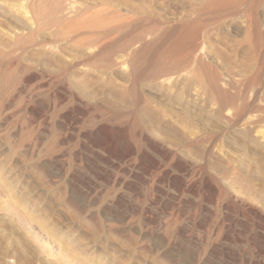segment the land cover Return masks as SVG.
Returning a JSON list of instances; mask_svg holds the SVG:
<instances>
[{"label":"rangeland","instance_id":"1","mask_svg":"<svg viewBox=\"0 0 264 264\" xmlns=\"http://www.w3.org/2000/svg\"><path fill=\"white\" fill-rule=\"evenodd\" d=\"M3 3L0 264H264V0Z\"/></svg>","mask_w":264,"mask_h":264},{"label":"bare ground","instance_id":"2","mask_svg":"<svg viewBox=\"0 0 264 264\" xmlns=\"http://www.w3.org/2000/svg\"><path fill=\"white\" fill-rule=\"evenodd\" d=\"M13 1V0H12ZM34 1L35 0H22V3H20V4H18V5H12V4H9V3H3V6H1V10H2V12L6 15V16H9V17H11V18H13V19H15L16 21H18L19 23H21V24H19V25H21V26H23L22 27V29H21V32H32V31H35V29H36V27H37V20L39 19H41L39 16H37V17H39L38 19H37V17L35 18V15L33 14V12H31V11H29V9H28V5H31V4H33L34 3ZM200 1H205V0H200ZM211 1V0H210ZM213 2H218V0L217 1H215V0H213ZM11 3V2H10ZM89 4H91V3H89ZM35 5V4H34ZM36 5H37V3H36ZM82 5V4H81ZM80 5V6H81ZM83 6V5H82ZM114 6V5H113ZM88 7H89V5H88ZM88 7H86V8H83L82 10H78V11H74L73 10V7H71V6H69L68 8H64L65 9V12L64 13H62L60 16H59V19H62V20H66V19H69V18H72V17H75L76 18V15H79V14H84V13H86L87 12V10L89 9ZM112 7V6H111ZM32 8V7H31ZM34 8V7H33ZM114 8V7H113ZM63 9V10H64ZM75 9V8H74ZM152 10V9H151ZM145 11V15H147L148 13L146 12V10H144ZM139 12V11H138ZM38 13V12H37ZM140 13H141V11H140ZM98 14V13H97ZM150 14H151V12H150ZM153 15V14H152ZM90 16H92V15H90ZM184 16V15H183ZM185 16H186V14H185ZM99 17V16H98ZM189 17V16H188ZM192 17V16H191ZM3 18V17H2ZM58 18V17H57ZM78 18V17H77ZM87 18V17H86ZM179 18V17H178ZM182 18V17H181ZM185 18H187V16L185 17ZM37 19V20H36ZM184 19V18H183ZM188 19V18H187ZM190 19V18H189ZM38 20V21H39ZM95 20V19H94ZM179 20H181V19H179ZM41 21H43V20H41ZM76 21H77V19H76ZM68 22V21H67ZM81 22V21H80ZM65 23V22H64ZM66 25V24H65ZM43 26V25H42ZM81 28V27H80ZM49 30V29H48ZM17 31V30H16ZM18 32H20V31H18ZM18 32L17 33H11V34H7L6 35V37H7V39H8V41L9 42H13V40H15L17 37H18ZM80 32V31H79ZM21 34V33H20ZM21 36H22V34H21ZM40 36V35H39ZM48 36V35H47ZM44 38H46V36L44 37ZM48 38V37H47ZM259 38V37H258ZM260 40V39H259ZM5 43V42H4ZM212 49V48H211ZM218 49V48H217ZM219 50V49H218ZM93 48L92 47H86V49H85V51H84V54L85 55H90V54H92L93 53ZM216 51V50H215ZM128 53V52H127ZM221 53V52H220ZM223 53H225V52H223ZM76 55V54H75ZM93 55V54H92ZM209 56L210 55H212V54H208ZM224 55H226V54H224ZM128 56V55H127ZM77 57V56H76ZM212 57H214V56H212ZM80 58H82V55H81V57ZM123 58H125L124 56H123ZM123 58H121V59H119V60H115L116 62H115V64L117 65V66H119V68H120V70H122V71H124L123 69H125L126 68V64H127V59H123ZM127 58H129V56L127 57ZM215 58V57H214ZM229 58V57H228ZM90 59H91V57H90ZM90 59H89V61H90ZM113 59V58H112ZM213 59V58H212ZM211 59V60H212ZM217 59V58H216ZM215 59V60H216ZM233 59H235V58H233ZM84 60V62L86 63V60L85 59H83ZM83 60H81V61H83ZM133 60V59H132ZM76 61V60H75ZM212 61H214V60H212ZM231 62H232V59L230 60ZM88 62V61H87ZM229 62V61H228ZM234 62V61H233ZM131 63V62H130ZM87 64V63H86ZM85 64V65H86ZM259 65V64H258ZM65 66V65H64ZM73 66H74V64H73ZM75 67H76V65H75ZM68 68V67H67ZM71 68H73V67H71ZM88 68V67H87ZM258 68H260V67H258ZM85 69V68H84ZM91 69V68H90ZM125 70H127V69H125ZM136 70V69H135ZM79 71V70H78ZM77 71V72H78ZM82 71V70H81ZM110 71H111V69H110ZM80 72V71H79ZM86 72H87V70H86ZM94 72V71H93ZM100 72V71H99ZM188 71H186V73H187ZM81 73V72H80ZM90 73V72H89ZM126 73V72H125ZM183 73V72H182ZM226 73V72H225ZM96 74H99V73H97L96 72ZM136 74V73H135ZM95 75V74H94ZM104 75V74H103ZM180 75H184V74H180ZM186 76H189V75H186ZM227 76V74H225V78L224 79H226V78H228V77H226ZM230 76H232V75H230ZM79 77H80V75H79ZM95 77H96V75H95ZM99 77V76H98ZM169 77V76H168ZM172 77V76H171ZM181 77V76H180ZM185 76H183V77H181V78H179V77H173V78H166L165 80H163V81H161L160 83H161V85H164L167 89H169V90H172L174 87H175V85L178 83L179 84V82H181L182 80V78H184ZM224 77V76H223ZM238 77H240V75L238 76ZM88 78H91V77H88ZM88 78H87V80H88ZM107 78V77H106ZM232 77H230V79H231ZM92 79H95V78H92ZM101 79V78H100ZM132 79V78H131ZM185 79H189V78H186L185 77ZM234 79V76H233V78H232V81H234L233 80ZM236 79V78H235ZM102 81L104 80V79H101ZM227 80H229V79H227ZM238 80H239V78H238ZM187 81V80H186ZM195 81V80H194ZM224 81V80H223ZM241 81V80H240ZM239 81V82H240ZM91 82H92V80H91ZM94 82V81H93ZM97 82H99V81H97ZM157 82H159V81H157ZM209 82V81H208ZM226 82V81H225ZM235 82V81H234ZM238 81H237V79H236V82L235 83H239ZM85 83V82H84ZM106 83V82H105ZM229 83H231V82H229ZM89 84V83H88ZM95 84V83H94ZM107 84V83H106ZM105 84V85H106ZM189 84H192V83H189ZM195 83H193L192 85H194ZM202 84H203V82H202ZM221 84V83H220ZM84 85V84H83ZM86 85V84H85ZM186 85V84H185ZM191 85V86H192ZM213 85V84H212ZM227 85H229V84H227ZM183 86V85H182ZM202 86V85H201ZM204 86H205V84H204ZM263 86H264V84H263ZM159 87V86H158ZM186 87H188V86H186ZM223 88H224V85L222 86ZM229 87H231V86H229ZM114 88V87H113ZM160 88V87H159ZM179 88V87H178ZM193 88H195V87H193ZM196 88H198V87H196ZM209 88V87H208ZM211 88V87H210ZM226 88V87H225ZM174 90V89H173ZM172 90V91H173ZM193 90V89H192ZM198 90H199V88H198ZM181 98H183V97H186V88H185V86L184 87H182L181 88ZM199 94H200V92H198L197 91V89L196 90H194L192 93H190L189 94V97H192L191 99L194 101V102H196L198 99H200L199 98ZM203 94H205V93H203ZM214 94V93H213ZM179 96V95H178ZM258 96V95H257ZM211 97V96H210ZM260 97V96H259ZM170 98V97H169ZM178 99V98H177ZM209 99V98H208ZM211 99V98H210ZM209 99V100H210ZM240 99V98H239ZM253 99V98H252ZM188 100L190 101V99L188 98ZM262 100H263V98H262ZM186 102H188V101H186ZM200 103V102H199ZM202 103V102H201ZM222 103V102H221ZM239 103V102H238ZM237 103V104H238ZM255 103V102H254ZM210 104H212V102L210 103ZM214 104V103H213ZM236 104V105H237ZM252 104V103H251ZM179 105V104H178ZM200 105V104H199ZM223 105V104H222ZM227 105V104H226ZM181 106V105H180ZM183 106V105H182ZM212 106V105H211ZM214 106V105H213ZM232 106V105H231ZM242 106V105H241ZM221 107H223V106H221ZM242 107H244V106H242ZM177 108V107H176ZM207 109V108H206ZM213 109V108H212ZM226 109V108H225ZM247 109V108H246ZM255 108H253V110H252V112L254 111H256L257 110V108L254 110ZM264 109V108H263ZM231 107H230V109H227L225 112H223V117L226 119H229V120H226L227 121V123L229 122V121H233V119H231V117H232V114L234 113H232L231 111ZM188 111V110H187ZM222 111V110H221ZM220 110H213L212 112L213 113H215V114H219L220 112H221ZM248 111V110H247ZM251 111V110H250ZM179 112V111H178ZM249 112V111H248ZM251 112V113H252ZM261 112H263V111H261ZM183 113V112H182ZM211 113V112H210ZM236 113V112H235ZM242 113V112H241ZM260 113V112H259ZM264 113V112H263ZM172 114V113H171ZM200 114V113H199ZM256 114V113H255ZM179 115H182V114H179ZM187 115V114H186ZM240 115V114H239ZM242 115V114H241ZM248 115V114H247ZM260 115V114H259ZM263 115V114H262ZM184 116V115H183ZM234 116V115H233ZM243 116V115H242ZM241 116V117H242ZM256 116V115H255ZM254 115L253 116H249L248 118H246L245 119V121H243V123L241 124V132L242 133H249V131H251L252 132V138H251V143L252 144H256V145H258L259 147H261V148H263L264 149V130H263V128H261V129H259L258 130V128L256 129L255 128V126H254V128H255V130H253L252 128H251V125H250V121L251 120H253V118L255 117ZM186 117V116H185ZM201 117V116H200ZM199 117V118H200ZM244 117V116H243ZM257 117H259V116H257ZM256 117V118H257ZM161 118H163L162 117V115H161ZM165 118V117H164ZM190 118V117H189ZM187 119L186 121H189L190 119ZM240 118V117H239ZM255 118V119H256ZM191 119H193V118H191ZM210 119V118H209ZM238 118H236V120H237ZM183 120V119H182ZM212 120V119H211ZM239 120V119H238ZM259 120H260V118H259ZM167 121V120H166ZM176 121V120H175ZM183 122V121H182ZM257 122V121H256ZM260 122V121H259ZM262 122V121H261ZM260 122V123H261ZM220 123V122H219ZM253 123V125H254V122H252ZM178 124V123H177ZM233 124V123H232ZM234 124H235V122H234ZM256 124V123H255ZM259 124V123H258ZM224 125H225V123H224ZM257 125V124H256ZM194 126V125H193ZM261 126V125H260ZM262 126H263V124H262ZM233 127V126H232ZM214 128H216V127H214ZM213 128V130H215ZM218 128V127H217ZM235 128V127H234ZM191 129H192V127H187V129H186V127L184 128V130L182 131L183 133H184V136L186 135V137L188 136V135H190V133H191ZM211 129H212V127H211ZM182 130V129H181ZM210 130V129H209ZM219 133V132H218ZM199 134H201V133H199ZM240 134V133H239ZM178 135V134H177ZM219 135V134H218ZM192 136V135H191ZM177 137H179V135L177 136ZM177 137H176V139H177ZM200 137V136H199ZM235 137V136H234ZM234 137H233V139H234ZM239 137V136H238ZM191 138V137H190ZM189 138H186V140H188ZM192 139V138H191ZM195 139V138H194ZM193 139V140H194ZM244 139V138H243ZM192 140V141H193ZM204 140V139H203ZM210 140V139H209ZM232 140V139H231ZM239 140V139H238ZM216 141V140H215ZM215 141H214V144H215ZM181 142V141H180ZM188 142V141H187ZM218 142V141H217ZM186 143V142H185ZM185 143H184V145H185ZM199 143H200V141H199ZM209 143V142H208ZM183 144V143H182ZM193 144V143H192ZM207 144V143H206ZM212 144V143H211ZM239 144H241V143H239ZM237 145V144H236ZM191 146V145H190ZM238 146V145H237ZM237 146H235V147H237ZM212 147V146H211ZM220 147V146H219ZM251 147V146H250ZM205 148V147H204ZM214 148V147H213ZM218 148V147H217ZM248 148V147H247ZM253 148H255V147H253ZM207 149V148H206ZM204 150V149H203ZM211 150V149H210ZM216 150V149H215ZM217 150H220L219 148L217 149ZM216 150V151H217ZM252 150V149H251ZM219 152V151H218ZM226 153V152H225ZM217 154V153H216ZM220 154V153H219ZM227 154H228V152H227ZM244 155V154H243ZM258 155V154H257ZM221 156V155H220ZM226 156V155H225ZM244 157V156H243ZM260 157V156H259ZM262 167V166H261ZM259 170V169H258ZM257 172H259V171H257ZM262 172H260V174H261ZM259 174V173H258ZM259 174V175H260ZM262 174H264V173H262ZM254 175V174H253ZM256 175V174H255ZM259 175H257V176H259ZM263 176V175H262ZM262 176H260V177H262ZM264 177V176H263ZM259 178V177H258ZM255 179V178H254ZM264 180V179H263ZM4 185H6V184H4ZM1 256H0V261H1Z\"/></svg>","mask_w":264,"mask_h":264}]
</instances>
